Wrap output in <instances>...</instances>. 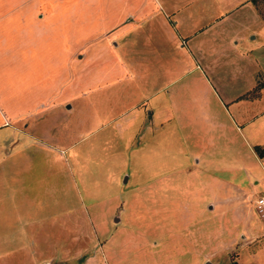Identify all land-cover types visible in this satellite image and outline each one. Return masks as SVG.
I'll return each instance as SVG.
<instances>
[{
  "label": "rangeland",
  "instance_id": "374dc122",
  "mask_svg": "<svg viewBox=\"0 0 264 264\" xmlns=\"http://www.w3.org/2000/svg\"><path fill=\"white\" fill-rule=\"evenodd\" d=\"M254 3L261 15L256 18ZM43 5L0 0V111L26 113L10 121L0 114V264H58L64 255L80 257L71 260L74 264L82 255H102L108 264H264V239L249 244L235 231L241 224L235 217L237 190L247 194L252 221L260 220L257 228L264 232L255 207L257 192L264 191V145L259 143L264 130L252 137L246 126L237 129L224 121L216 128L200 120L209 113L230 120L223 103L227 108L230 97L264 85V0L220 4L223 16L228 13L219 23L206 19L199 29L207 24L204 31L194 38L181 33L168 49L177 57V73L189 55L195 56L223 103L212 92H198L203 83L194 70L186 76L189 88L182 79L163 87L167 79L159 75L153 80L148 69L140 76L138 92L117 100L102 89L90 90L93 79L87 69L73 91L77 95L42 106L45 90L68 66L62 60L58 66L43 64L40 55L50 54L52 45L71 34L91 37L108 27L102 5L94 12L95 22L85 17L86 7H77L80 18L55 25L58 35H35L32 65H20L8 57V48L22 40L23 30L37 29L26 26L21 16L31 10L37 20L43 18ZM44 25L40 28L47 29ZM230 28H235V55ZM92 70L101 83L103 68ZM179 85L184 87L178 98H171L169 92ZM142 94L146 98L140 101ZM169 99L177 105L176 118H165L168 122L153 130L146 112L159 101L164 115ZM246 103L241 105L247 108ZM141 105L145 114L135 120L130 113L112 117ZM189 160L192 170L186 166ZM258 251L262 255H254Z\"/></svg>",
  "mask_w": 264,
  "mask_h": 264
},
{
  "label": "crops",
  "instance_id": "0c3cea01",
  "mask_svg": "<svg viewBox=\"0 0 264 264\" xmlns=\"http://www.w3.org/2000/svg\"><path fill=\"white\" fill-rule=\"evenodd\" d=\"M23 1L26 2V0ZM38 1L41 7H44V3L47 6V13L44 14L43 18L37 20L32 16L31 10L28 14L24 13V15L21 16L23 18L26 17L25 20L27 21L24 20L26 26L33 24V26H37V29H30V31L23 30L22 40L14 41L8 48V57L20 63V65H22L23 62L26 65H32L31 52L34 48H37L33 45L35 35L39 33L46 34L47 32L52 36L58 35L60 30H58V27H55V25L62 26L64 23L67 24L68 21L72 22L80 18L81 13L76 9L77 7H86L87 11L85 12V17L87 16L88 19L94 22L98 20L94 12L97 11V13H99L101 5L107 10L108 14V27L106 30L97 32L91 37L86 36L85 38L75 37L76 34H71L70 38L68 37L64 42L52 45L49 50L50 54L40 55L43 64L48 62L51 63V65L58 66L59 61L62 60L63 66H68V69H66L67 73L64 75L65 72H61L60 75L55 77L57 80H54L52 87L45 90L44 96L46 99L42 106H51V104H55V102L59 104L63 102V99L69 100L72 99L73 95H77V93H73V91L77 87V84L84 82L83 79L87 74L84 71H87V69L88 73H91V78L93 79V83L89 86L92 87L90 90L94 89L96 91L102 89L105 96H111L117 100H124L125 97L130 95V92L135 95L134 92H138L139 90L138 81H140V76L145 75L144 72L148 69V74L151 73L149 77L153 80L159 75L167 79L163 87L166 85H173L175 84V80L182 79L184 86L189 88H191L192 82L191 78H186V76L194 70L203 83L202 87L198 86L199 91L198 89L196 91L200 93V89H204L205 94L212 92L211 95H215L218 101H221L216 92L213 91L201 64L195 56L193 60L192 55H189L187 64L183 63V67L185 68L177 73V57L174 54H169L168 49L172 45L176 46L175 36L179 39V36L183 34L182 37L194 38L202 30L204 31L207 24H205L201 30L199 29L206 19H213V24L215 23L214 20H216V24L219 23L228 13L227 12L226 15L223 16L222 10L224 8L221 7L220 4H229V0H103V2L99 4V0H45L43 3L42 0ZM253 5L252 16L256 18L257 15L260 14L255 3ZM93 7H95V9H93ZM233 10L232 8L229 12ZM14 12L15 9L13 10V14ZM87 12L90 16L86 15ZM220 14H222V16H218ZM44 24H47V27ZM43 25L47 29L40 28ZM221 29L224 30V26H222ZM234 30L235 28L229 29V41L232 43L231 46L235 55V41L233 40L235 39ZM217 34L218 33H215L214 40H217ZM60 35L62 37L65 36L63 31L60 32ZM252 37L255 38L256 35L253 34ZM219 41L220 40H218L217 43ZM199 43L201 44V42ZM48 48L49 47H46V51ZM37 50L38 52H42L40 49ZM221 52L224 51L221 50ZM254 58L255 57H253V59ZM234 59L235 56L230 61ZM249 59H252V57L249 56ZM38 61L40 62V60ZM64 61L66 62L64 63ZM251 62L254 64V61L251 60ZM186 67L188 68L186 69ZM92 68H103L104 78L101 83L95 81L97 78L95 79L96 75ZM252 77L254 79L256 75L254 74ZM49 78L50 77L47 79ZM146 81L147 80H145V82ZM256 84L257 82L254 86H256ZM184 86L179 85L175 87L169 92V96L177 99L179 94L178 90L183 89ZM205 94L203 96H205ZM143 97L142 94L139 100L141 101L146 98ZM58 98L59 100L57 101ZM137 98L138 96L136 99ZM197 101H200V94ZM242 101L247 102V108L241 105ZM221 103L223 102L221 101ZM161 104L162 102L158 101L153 109H149V111L146 112L152 116L151 127L156 131L159 130L161 125L168 122L165 121V118L167 119L170 116L176 118L175 112L177 111V105L173 104V101L171 102L169 99V109L165 111L166 113H164V115L161 114V112L164 111V106H161ZM225 104L227 108L224 106V103L222 106L225 108V112L230 116V120L221 117L216 119L209 112L208 115L201 117L200 120L205 124H210L212 126L216 125V128L221 127L225 122L232 127H234L235 124L237 129L246 126L248 133H250L252 137L259 131L264 130V85L262 87L260 86L258 90L253 89L252 92H248L244 95L241 94L239 96L230 97L228 102L225 101ZM195 105H197V103H195ZM137 106L135 111H129L131 108H126L120 110L112 117L130 113V116H133L132 119L135 120L136 116L145 114L144 108H146L145 105H141V107L144 106L143 109H139ZM229 106L234 110L229 111ZM25 111L29 113L30 110ZM0 114L6 121H10V119H14L13 117H20L26 113L24 110H21L16 113H9V116L7 114L5 115L2 111H0ZM201 114L204 113L201 112ZM108 121L111 122V119ZM124 122L126 121L123 120V123ZM116 123L118 125L121 124V122L117 121ZM217 131L223 139V133L219 130ZM261 139H264V136L261 137ZM259 143L264 145V140ZM254 156L256 155L254 154ZM195 160L199 163V157H196ZM192 164L193 162L191 160L186 162V166ZM190 169L192 170L191 166ZM259 193L260 192H257V195ZM237 197H239V199H236ZM246 197L247 194L245 192L236 190L235 217H237L238 220L241 219V224L235 227V231L239 230L238 234L240 233L246 241L248 240L249 244H254L264 239V232H260L257 228L261 223L260 220L256 223L252 221L254 213L252 207L247 205ZM243 207L246 209H243ZM251 234L252 238L248 239V236ZM263 248H261V250ZM254 255H262V253L258 251V253ZM78 258L80 257H76V255H64L63 259L59 261L58 264H74L71 260ZM81 258V262L75 264H108L104 261L102 255H82Z\"/></svg>",
  "mask_w": 264,
  "mask_h": 264
},
{
  "label": "built area",
  "instance_id": "2783aa9c",
  "mask_svg": "<svg viewBox=\"0 0 264 264\" xmlns=\"http://www.w3.org/2000/svg\"><path fill=\"white\" fill-rule=\"evenodd\" d=\"M255 207L264 221V192H261L257 195L255 199Z\"/></svg>",
  "mask_w": 264,
  "mask_h": 264
},
{
  "label": "water",
  "instance_id": "95a60500",
  "mask_svg": "<svg viewBox=\"0 0 264 264\" xmlns=\"http://www.w3.org/2000/svg\"><path fill=\"white\" fill-rule=\"evenodd\" d=\"M204 264H220V263H214V262L211 261V260H206Z\"/></svg>",
  "mask_w": 264,
  "mask_h": 264
},
{
  "label": "trees",
  "instance_id": "16d2710c",
  "mask_svg": "<svg viewBox=\"0 0 264 264\" xmlns=\"http://www.w3.org/2000/svg\"><path fill=\"white\" fill-rule=\"evenodd\" d=\"M255 1H256V0H254V2H255ZM254 148H255V149H259V146H254Z\"/></svg>",
  "mask_w": 264,
  "mask_h": 264
}]
</instances>
